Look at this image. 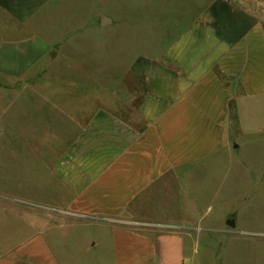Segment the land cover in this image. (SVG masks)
Listing matches in <instances>:
<instances>
[{
	"label": "crops",
	"instance_id": "0c3cea01",
	"mask_svg": "<svg viewBox=\"0 0 264 264\" xmlns=\"http://www.w3.org/2000/svg\"><path fill=\"white\" fill-rule=\"evenodd\" d=\"M118 1L99 25L133 57L90 112L84 96L55 106L45 81L22 79L48 68L35 62L43 1L0 0V264H208L192 259L198 234L245 231L246 184L261 222L264 18L250 4L153 0L139 21L135 0ZM208 209L217 218L200 229Z\"/></svg>",
	"mask_w": 264,
	"mask_h": 264
},
{
	"label": "rangeland",
	"instance_id": "374dc122",
	"mask_svg": "<svg viewBox=\"0 0 264 264\" xmlns=\"http://www.w3.org/2000/svg\"><path fill=\"white\" fill-rule=\"evenodd\" d=\"M171 1L174 0H167L169 5H172ZM39 2L41 3L38 7V22L33 25L37 27L35 43L40 51L43 50V53L35 62L43 66L48 65V68H38L36 72L29 71L22 79L45 81L48 90L53 93L55 106L66 95L70 96L71 104H77V97L84 96L87 105H89L88 108L91 109L90 112H93L95 97L109 99L111 83L121 86L120 82H126L125 67L133 57L127 55L124 50L128 46L127 40L122 42L121 39H118L116 43L119 48L111 50V41L109 40L111 30L109 27L100 28V17L105 15L104 13L111 12V8L105 5L108 0H101L102 3L105 2L103 4L105 6L101 8L97 6L99 0H39ZM118 2L121 4L120 0ZM164 2L165 0L157 1L161 9ZM152 3H154L153 0H135L129 5V10L133 13L134 18L136 16L140 21L152 16L154 10ZM161 9H159L160 13H163L164 10ZM21 28L23 30L25 25ZM25 32L22 31L24 36ZM154 42L158 47V41ZM129 45L128 49H132V44ZM33 88L28 87L26 90ZM11 119H7V122L13 123ZM24 121L22 120V122ZM54 138L55 144L65 142V137L60 134H56ZM249 186L246 184V189L249 191H247L245 200L246 214L240 223V228L245 231L239 232V225H236L238 230L234 232L236 235L229 236L221 231L209 230L211 227L209 224L206 228L207 232L198 234L195 252L192 255L194 261L202 262L207 256L208 264L211 263V258H213L212 264H221L223 259L226 264H264V235L255 236L253 232H257L260 230L259 228L264 230V206L260 208V211H257L262 212L261 216H258L261 222L255 225L253 205L251 209H248L253 196ZM216 218L213 216V210H204L197 217L200 229ZM221 220L220 217L218 225L227 229L226 221L221 222ZM203 235L208 237V240L202 239ZM223 239H225V247H223Z\"/></svg>",
	"mask_w": 264,
	"mask_h": 264
},
{
	"label": "built area",
	"instance_id": "2783aa9c",
	"mask_svg": "<svg viewBox=\"0 0 264 264\" xmlns=\"http://www.w3.org/2000/svg\"><path fill=\"white\" fill-rule=\"evenodd\" d=\"M230 5H246L250 4L254 6L251 10V14L257 18H264V0H218Z\"/></svg>",
	"mask_w": 264,
	"mask_h": 264
},
{
	"label": "water",
	"instance_id": "95a60500",
	"mask_svg": "<svg viewBox=\"0 0 264 264\" xmlns=\"http://www.w3.org/2000/svg\"><path fill=\"white\" fill-rule=\"evenodd\" d=\"M110 22V20L106 17H102L101 21H100V25L103 27L105 25H107ZM226 225L233 227V221L232 220H228L226 221Z\"/></svg>",
	"mask_w": 264,
	"mask_h": 264
}]
</instances>
